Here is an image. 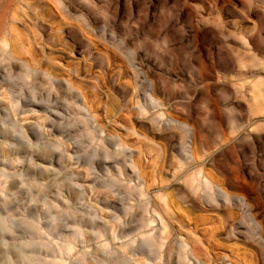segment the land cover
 <instances>
[{
	"label": "rangeland",
	"instance_id": "1",
	"mask_svg": "<svg viewBox=\"0 0 264 264\" xmlns=\"http://www.w3.org/2000/svg\"><path fill=\"white\" fill-rule=\"evenodd\" d=\"M0 264H264V0H0Z\"/></svg>",
	"mask_w": 264,
	"mask_h": 264
}]
</instances>
